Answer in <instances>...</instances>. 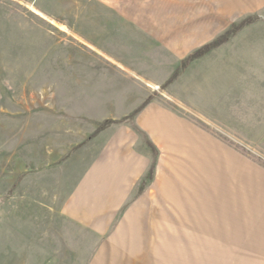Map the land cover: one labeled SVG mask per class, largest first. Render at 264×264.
Listing matches in <instances>:
<instances>
[{"label": "rangeland", "instance_id": "374dc122", "mask_svg": "<svg viewBox=\"0 0 264 264\" xmlns=\"http://www.w3.org/2000/svg\"><path fill=\"white\" fill-rule=\"evenodd\" d=\"M0 264H264V0H0Z\"/></svg>", "mask_w": 264, "mask_h": 264}, {"label": "crops", "instance_id": "0c3cea01", "mask_svg": "<svg viewBox=\"0 0 264 264\" xmlns=\"http://www.w3.org/2000/svg\"><path fill=\"white\" fill-rule=\"evenodd\" d=\"M151 111H152V110H151ZM136 168H137L136 166H132V165H131V166L128 165V166L126 167L125 170H126L127 172H130V175L127 176V178H126V180H125L126 182H124L125 184H124V183L122 184L123 186H122V185H121V186H116V185H115L116 188H117V189H116L113 185H111V188L114 189V190H111V191H112V194H111V195H112L114 198L117 199V197L120 195L119 192H120V193H123V191L126 192L127 190H129V189L131 188L130 183H131V182L133 181V179L135 178V173L139 172V171H137ZM122 187H123V188H122ZM118 189H120V190H118ZM122 189H124V190L122 191ZM109 199H110L109 201H112L113 198H112V197H109ZM116 199H114V200H116Z\"/></svg>", "mask_w": 264, "mask_h": 264}]
</instances>
